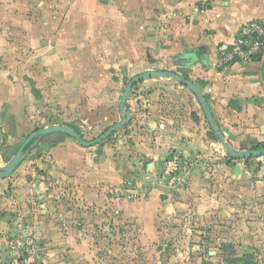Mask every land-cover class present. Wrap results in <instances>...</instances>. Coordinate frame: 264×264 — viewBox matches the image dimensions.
I'll use <instances>...</instances> for the list:
<instances>
[{
  "label": "rangeland",
  "instance_id": "obj_1",
  "mask_svg": "<svg viewBox=\"0 0 264 264\" xmlns=\"http://www.w3.org/2000/svg\"><path fill=\"white\" fill-rule=\"evenodd\" d=\"M49 2L9 0L7 4L10 35L0 49V67L8 74L7 84L0 86V97L6 96L0 109L6 118V125L0 127L3 133L6 130L0 168L29 135L45 127L68 126L85 141L97 139L123 118L120 99L134 76L153 70L178 73V67L171 69L162 60L152 67L147 60L117 61L110 53L92 52L82 36L65 32L62 25L56 28L55 18L50 37L36 35L41 24L47 30L49 16L62 12ZM142 93L155 107L152 115L144 110L146 102L135 106ZM152 93L155 98L146 96ZM135 107L151 116L138 120L135 133L128 128L130 122L85 151L102 160L103 169L115 166L117 160L124 167L123 183L133 185V174L146 181L145 175L153 173L148 183L156 181V187L168 194V206L150 224L124 222L113 211L99 212L95 204L87 211L89 223L83 217L66 218L77 187L63 170L54 150L57 144L44 137L41 141L47 142L39 149L36 145L35 152L27 153L19 168L0 182V264H228L245 254L264 264V156L232 159L193 92L170 78L136 85L126 109L131 112ZM179 110L198 126L203 119L199 129L206 147L186 152L171 147L161 157L146 156L148 137L174 130L172 116ZM152 120L156 128L149 135ZM176 156L184 161L175 169L168 162ZM170 168L173 172L167 174ZM92 171L100 174L95 166Z\"/></svg>",
  "mask_w": 264,
  "mask_h": 264
},
{
  "label": "crops",
  "instance_id": "obj_2",
  "mask_svg": "<svg viewBox=\"0 0 264 264\" xmlns=\"http://www.w3.org/2000/svg\"><path fill=\"white\" fill-rule=\"evenodd\" d=\"M8 2L0 0V49L10 35ZM49 3L62 12L54 15L50 12L47 30L44 31L41 24L36 35L50 37L55 18L58 20L56 28L62 25L61 29L65 32L82 36V42L92 52L110 53L117 61L145 63L147 60L155 67L162 60L172 69L177 67L176 62H180L183 57L196 56L193 64L180 68L181 75L202 89L227 141L238 150L264 142V81L261 75L264 57L262 61L235 65L225 70L217 67V43L232 39L240 27L250 21L264 23V0H50ZM202 4L206 5L204 11L200 9ZM0 69L2 86L7 84L8 74ZM156 95L146 94L150 98ZM144 96V93L137 96L135 106L138 101L142 100L141 104L146 102L144 110L152 115L155 107ZM5 97H0V109ZM130 113L131 124L128 128L133 133L138 129L139 119L145 115L151 118L148 114H141L137 107L131 109ZM173 115L172 119L176 123L174 130H164L155 139L148 137L146 147L150 151L144 152L146 156L161 157L171 147L183 152L190 148L201 151L206 147L199 129L203 119L198 126L184 111L179 110ZM198 116L201 117V114ZM3 124L6 125V118H3ZM154 124L153 120L149 122V135L154 131L151 128H156ZM3 131L5 137L6 130ZM55 135L72 141L52 137ZM47 138H50L48 142L57 144L54 150H57L63 170L77 187L74 209H68L66 218L75 221L83 217L82 221L89 223L85 220L90 214L87 211L95 204L99 212L111 214L113 211L124 222L141 220L144 224H150L151 218L168 206V194L156 187V181L148 183V178H154L153 173L145 175L146 181L133 174L134 183L128 188L121 181L124 167L117 160L113 162L115 166L103 169L102 160L98 161L94 155L89 156L85 151L87 148L77 145L68 135L56 133ZM44 142L47 141H40L37 149ZM94 166L100 174H93ZM95 220L89 221L95 223Z\"/></svg>",
  "mask_w": 264,
  "mask_h": 264
},
{
  "label": "water",
  "instance_id": "obj_3",
  "mask_svg": "<svg viewBox=\"0 0 264 264\" xmlns=\"http://www.w3.org/2000/svg\"><path fill=\"white\" fill-rule=\"evenodd\" d=\"M219 42L217 43V46ZM196 56H186L183 57L180 62H176L178 67V73L173 71H149L145 73L138 74L134 76L126 85L125 91L120 99V110L123 114V118L120 122L110 127L106 132L100 135L97 139L93 141H85L75 130L68 126L63 125H53L50 127H45L34 131L31 135L27 137V139L22 143L19 147L18 151L11 159L9 163H7L4 167L0 168V180L8 179L22 164L24 161L26 154L29 153L31 150L35 148V146L43 139L51 134L62 133L66 134L69 137L73 138L79 145L83 148H92L104 140L109 138L113 133L116 131L124 128L131 122V113L126 109V104L130 99L132 94L133 88L138 85L139 83L155 78H170L184 87H187L193 94L195 95L196 99L198 100L200 107L203 111V114L206 118V121L209 124L212 132L217 137L220 144L223 146L227 154L235 160H243V159H250L254 157H262L264 156V148L258 149H250V150H236L225 138L223 132L219 128L217 121L215 120L213 113L211 111L210 105L206 99V96L201 88H199L192 80L186 78L185 76L181 75V69L186 65L193 64L196 61ZM3 124V116L0 115V127ZM3 140L4 134L0 129V151L3 147Z\"/></svg>",
  "mask_w": 264,
  "mask_h": 264
},
{
  "label": "built area",
  "instance_id": "obj_4",
  "mask_svg": "<svg viewBox=\"0 0 264 264\" xmlns=\"http://www.w3.org/2000/svg\"><path fill=\"white\" fill-rule=\"evenodd\" d=\"M205 4L200 9L205 10ZM217 67L225 70L235 65L248 64L257 61L256 59L264 55V23L260 21H250L242 25L237 34L230 40L221 42L217 46ZM168 165L177 166L182 164L184 159L180 156L174 157ZM172 173L170 168L167 174ZM128 188L132 183L125 182ZM131 199L132 197L129 196Z\"/></svg>",
  "mask_w": 264,
  "mask_h": 264
},
{
  "label": "trees",
  "instance_id": "obj_5",
  "mask_svg": "<svg viewBox=\"0 0 264 264\" xmlns=\"http://www.w3.org/2000/svg\"><path fill=\"white\" fill-rule=\"evenodd\" d=\"M263 57H264V55H263ZM263 57L260 56L256 60L257 61H262ZM261 75H262V79L264 81V64H263V67H262V74ZM255 148L256 149H258V148H264V144L262 142L261 143H258L257 145H255ZM202 264H214V263L211 262V261H203ZM228 264H260V263H258L256 261V259L254 258L253 255L245 254L242 257H236L234 259L229 260L228 261Z\"/></svg>",
  "mask_w": 264,
  "mask_h": 264
}]
</instances>
